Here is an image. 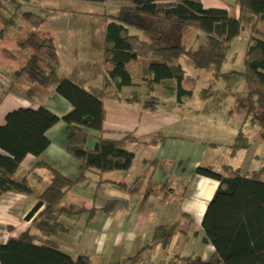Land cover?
Instances as JSON below:
<instances>
[{"label":"crops","instance_id":"obj_1","mask_svg":"<svg viewBox=\"0 0 264 264\" xmlns=\"http://www.w3.org/2000/svg\"><path fill=\"white\" fill-rule=\"evenodd\" d=\"M200 1L205 9H222L231 17L239 16V0L235 6L228 5L225 0ZM160 4L168 6L172 3ZM126 6L129 3L123 0H108L104 4L30 0L5 6L10 9L17 7L14 13L0 7V46L3 48L0 81L11 88L0 105V126L5 124L7 115L17 109L44 106L59 118L73 110V106L55 88H45L27 75L17 73L25 68L31 56L26 55L25 65L21 54L29 45H23L27 41H23L19 34L23 28L18 24L19 16H25L28 22L37 20L29 37L33 36L40 42L53 38L60 60L61 78L70 79L84 89L100 90L105 80H109V70L103 58L106 32L111 21L107 16H119ZM14 14L15 20L11 21ZM16 28L19 31H14ZM130 31L146 44L159 39V35L136 28L130 27ZM242 35L245 49L242 63L245 66L251 32L243 29L231 43V48ZM204 40L205 34L196 27L172 24L166 30L163 43L196 51ZM5 50L14 57L3 53ZM183 56L189 58L182 54L178 59L184 71L180 85L176 77L154 82L155 73L150 67L153 63L163 62L160 56L155 55L139 56L126 64L135 86L118 88L117 81L110 80V88L118 95L104 99L105 133L89 131L87 147L94 150L101 136L119 140L126 134H133L139 140L128 145L135 154L132 166L127 171L90 172L87 179L75 185L65 202L85 207L88 211L95 210L93 218L89 219L87 211L78 216L64 215L61 220L70 232L49 238L36 232L42 240H51L60 251L74 259L83 256L89 258L91 264H118L151 246L158 227L176 224L179 232L170 245L165 249L157 244L145 251L144 261L159 263L177 259L182 262L181 258L190 256H200L205 261L212 259L215 249L204 242L202 223L219 183L196 175V170L204 167L221 171L224 166L240 170L243 174L260 170L264 167V144L260 124L257 120L252 121L253 114H248L247 87L242 93L243 103L239 106L236 103L200 104L195 101L198 85L212 75L203 71L187 72L181 63ZM226 61L225 57L223 66ZM236 68L228 69L225 74L233 71L243 73L245 70L242 66ZM27 86V90L35 92L32 100L21 91H25ZM190 89H193L191 97L185 96L184 90ZM132 98L138 101L127 102ZM149 100L154 103L146 107L145 102ZM208 100L206 97L205 101ZM204 119L215 126L221 125L222 130L214 132L212 137L202 135L205 132L199 129V120ZM249 126L253 127L252 131ZM240 133L249 139L251 145L235 151L233 145ZM69 135L68 125L61 120L47 133L50 145L46 151L38 157L28 155L22 162L19 176L27 178L33 194L7 193L0 198V244L24 233L43 212L44 205L30 220L26 219L41 202L37 196L48 189L52 169L71 180L79 178L80 163L67 152ZM114 183L137 184V189L129 192L117 188Z\"/></svg>","mask_w":264,"mask_h":264},{"label":"trees","instance_id":"obj_2","mask_svg":"<svg viewBox=\"0 0 264 264\" xmlns=\"http://www.w3.org/2000/svg\"><path fill=\"white\" fill-rule=\"evenodd\" d=\"M26 1L30 0H13L14 3ZM75 1L104 4L108 0ZM123 1H127L129 6L123 7L119 16H107L111 21L106 32L103 58L109 70V80H105L100 90L84 89L70 79L61 78L60 60L53 38L23 44L32 45L35 53L18 73L27 75L45 88H55L73 106V110L63 118L57 117L44 106L17 109L7 115L5 124L0 126V198L7 193L33 194L27 178L19 176V169L28 155L38 157L46 151L50 145L47 133L61 120L70 130L67 152L79 161L81 172L74 181L52 169L48 189L37 196L43 202V212L24 233L0 244V264H91L87 257L74 259L63 253L54 242L42 240L36 232L46 238L70 232L61 220L64 215L78 216L87 211L89 219H92L95 210L88 211L85 207L65 202L71 190L77 183L87 179L90 172L127 171L132 166L135 154L128 149V145L139 140L133 134H126L119 140L101 136L94 150L88 149L87 142L89 131L105 133L104 99L118 95L110 88V80L117 81L118 88L135 86L125 66L139 56L155 55L162 58V63H153L150 67L155 73V83L176 77L178 85L181 84L184 71L178 59L182 54L188 55L197 69L219 79L231 43L243 29H248L251 39L242 75L248 89L249 113L258 115L264 134V0H239L237 18L231 17L226 10L205 9L200 0ZM160 2L172 4L162 6ZM0 7H4L1 0ZM12 17L11 21H14L15 14ZM168 24L196 27L205 34V41L196 51L166 44L165 41L163 43ZM130 27L159 35L160 40L152 44L143 43L138 36L131 34ZM3 53L14 57L8 50ZM229 75L222 74V77ZM10 90L0 81V105ZM26 91L24 94L32 100L35 92L32 89ZM192 91L184 90L183 94L191 97ZM134 101L138 100H127L129 103ZM153 103V100H149L145 106ZM250 145L249 139L241 134L233 148L236 151ZM195 174L219 183L202 223L204 242L212 245L215 253L209 261L200 256H190L181 258L182 263L264 264V168L243 174L229 166H224L221 171L199 167ZM115 186L129 192L137 189V184L127 186L125 183H116ZM178 232L176 224L158 227L154 232L153 244L127 261L144 264L145 251L157 244L166 249Z\"/></svg>","mask_w":264,"mask_h":264},{"label":"rangeland","instance_id":"obj_3","mask_svg":"<svg viewBox=\"0 0 264 264\" xmlns=\"http://www.w3.org/2000/svg\"><path fill=\"white\" fill-rule=\"evenodd\" d=\"M227 2L228 5L230 6H235L236 0H225ZM4 7H8V4H3ZM5 7V8H6ZM17 7H15L14 9H10V8H2V10H6V11H10V12H15ZM25 16L18 17V24L23 25L22 31H20L19 34L22 35V38L24 39L23 41H31L33 42V40H36L33 36H31V29L34 27V24L37 23V20L33 21V22H28L25 18ZM0 21H1V16H0ZM5 21V20H4ZM172 24H168V26L166 28H169ZM180 24H177V26H179ZM180 26H184V27H193V26H188V25H180ZM195 28V27H193ZM19 31V28L14 29V31ZM200 31V30H199ZM166 33V32H165ZM156 35V34H154ZM165 35V34H164ZM159 37V36H158ZM244 35H242L239 39H237L233 45L232 48L229 50L227 56H226V63L225 66L222 65L221 69H220V77L219 79H214L212 76H209L208 79L205 80H201L199 85H198V91L196 92L198 97L195 101L200 103V104H228V103H236L238 104V106L240 105V103H243V95L242 93L244 92V90H246L247 84H246V80L245 77L242 75V73H238V72H231L228 77H222V74H225V72L229 69H232V67H245L244 63H242L243 57L242 54L244 55L245 49L244 48ZM205 41V40H204ZM203 41V43H204ZM180 46V45H179ZM185 47V46H184ZM22 48V47H20ZM186 48V47H185ZM187 49V48H186ZM2 50L3 48L0 46V59L2 58ZM189 50V49H187ZM191 50V49H190ZM192 51V50H191ZM35 53V49L32 48L31 45H29L28 47H25L23 49V52L21 54V57L24 58L25 61V65H26V58H27V54H33ZM8 56V55H7ZM231 61V62H230ZM181 63L184 66L185 70L188 72L191 71H195V72H202V71H196V67L194 66L192 60L186 56H183L181 58ZM229 63V64H228ZM237 69V68H236ZM22 70L19 69L17 71L20 72ZM194 75V74H192ZM223 78V79H222ZM29 88V86L26 87V90ZM21 90L22 92H27V91ZM139 92V91H137ZM140 93L142 94V91H140ZM247 93H248V89H247ZM209 97L208 101H205V98ZM247 102V109H248V114L249 113V103H248V98L246 99ZM254 117L252 118V121L254 122L255 120L258 121V124H260V120L258 118V115H253ZM256 117V118H255ZM253 127L249 126V129L252 131ZM199 129L204 130V136H211L214 132H217V130H222V126L217 124L216 126L214 125L213 122H211L210 120H199ZM261 134H262V141L264 144V134H263V130L261 127ZM242 133H240L239 135H241ZM238 135V136H239ZM238 136L236 138V141L238 139ZM236 143V142H235ZM234 146V145H233ZM234 150V148H233ZM239 150V149H238ZM264 168V167H263ZM261 168V169H263ZM260 169V170H261ZM258 171V170H257ZM253 172V171H252ZM177 253V252H176ZM152 260H147L144 262V264H148L149 262H151ZM179 261V260H178ZM129 262V261H126ZM154 262V261H152ZM163 262V261H162ZM180 262V261H179ZM155 263V262H154ZM159 263H155V264H160ZM182 262H180L181 264Z\"/></svg>","mask_w":264,"mask_h":264},{"label":"built area","instance_id":"obj_4","mask_svg":"<svg viewBox=\"0 0 264 264\" xmlns=\"http://www.w3.org/2000/svg\"><path fill=\"white\" fill-rule=\"evenodd\" d=\"M1 1L3 4H8V5H11L13 3V0H1ZM118 264H131V263L123 261ZM148 264H155V263L151 261ZM160 264H180V262L177 259H171L169 261H163Z\"/></svg>","mask_w":264,"mask_h":264},{"label":"water","instance_id":"obj_5","mask_svg":"<svg viewBox=\"0 0 264 264\" xmlns=\"http://www.w3.org/2000/svg\"><path fill=\"white\" fill-rule=\"evenodd\" d=\"M43 205V203L42 202H39L37 205H36V207L33 209V211L27 216V220H30L33 216H34V214L40 209V207Z\"/></svg>","mask_w":264,"mask_h":264}]
</instances>
